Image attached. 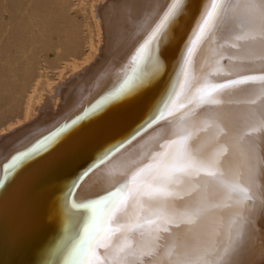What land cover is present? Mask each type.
Instances as JSON below:
<instances>
[{"label": "rangeland", "instance_id": "obj_1", "mask_svg": "<svg viewBox=\"0 0 264 264\" xmlns=\"http://www.w3.org/2000/svg\"><path fill=\"white\" fill-rule=\"evenodd\" d=\"M107 1L0 0V135L96 60L97 8ZM250 4L264 10V0L151 2L153 18L134 25L131 47L93 72L68 110L27 220L6 228L28 237L3 255L6 264L43 254L73 264L78 252L80 264H206L191 257L201 247L187 213L208 212V264L222 249L239 251L231 229L248 215L264 218V61L252 62L246 25L222 24ZM231 32L237 40L224 42ZM255 41L264 53L262 35ZM223 44L248 58L225 77ZM221 225L227 236L216 239ZM259 236L235 264H264V220Z\"/></svg>", "mask_w": 264, "mask_h": 264}, {"label": "bare ground", "instance_id": "obj_2", "mask_svg": "<svg viewBox=\"0 0 264 264\" xmlns=\"http://www.w3.org/2000/svg\"><path fill=\"white\" fill-rule=\"evenodd\" d=\"M151 2L154 4L156 0H108L100 4L98 8L96 7L98 16L102 18L100 23L104 30L101 37L100 51H98L99 55L96 60L85 70L77 72L76 76L71 78H65L64 76L60 82L54 83L52 85L53 95L45 97L42 103L35 105V110L33 109L34 111L24 123L19 124L18 127L15 126L6 135H0V264H6L3 255L11 251L19 241L28 238L21 233H10L6 228H8V225L18 226L27 220L28 212L34 205L32 200L37 196L41 187L45 185L43 182L48 172L49 149L54 137L64 131L68 110L77 106L84 98V94L92 84L93 72L102 71L116 57V54L114 55L113 53L118 52L117 55H119L122 54L121 52L125 47H131L136 38V34L131 36L134 25H141L143 21H146L143 25H147L148 21L153 18L154 11L149 12ZM251 5L242 6L240 10L234 8L229 10L222 25H233L236 29L241 28L239 25H246L243 27L245 36L244 34L242 35L246 46H248V51L252 53L251 60L256 64L258 60L264 61V53H258V45L255 41L257 35H262L264 39V10L260 8L256 10L255 7L250 8ZM248 25H261V27H255L256 29H254V26ZM228 28L227 30H229ZM237 36L236 33L233 34L232 32L229 35L223 34V37H225L224 42H234L237 40ZM221 47L223 52L221 58L224 61L226 60L225 65L227 67L220 65V67H217V71L220 76L225 77L236 72L242 61H247L248 58L242 53L244 49L240 50L241 54L238 58L239 54H235L229 45L223 44ZM72 67L74 68V66ZM260 108H263L264 112V101L260 104ZM28 112L30 113V111ZM258 119L264 126L263 113L258 116ZM21 157H24L21 165L15 168L9 176L12 165ZM180 201L184 202L183 199H180ZM222 220L225 225L228 220L233 221L226 216ZM263 220L264 218L259 213H255L253 216L248 215L246 219H241V221L245 222H241L244 227L237 230L231 229L232 237L235 238L237 247H240L237 249L239 251L236 253V250H232L233 248L222 249L221 251L223 252L217 254V264H235L240 260L245 261L247 259L246 251L251 246H254L256 239L260 237L261 222ZM225 225H221L217 229L218 231L216 230V239H224L227 236V233L225 234ZM186 226L197 237L201 247L199 251H192L194 256L191 255V257L198 262L204 260L208 264V212L198 214L196 218L187 213ZM220 229L222 230L220 231ZM233 240L226 244L231 247ZM218 241L223 242L221 240ZM210 243L212 244V242ZM79 259L78 252L76 261L73 264H80ZM20 264L50 263H48L43 254L42 258L33 260V257H29L22 260ZM55 264H63V262L59 259Z\"/></svg>", "mask_w": 264, "mask_h": 264}, {"label": "snow or ice", "instance_id": "obj_3", "mask_svg": "<svg viewBox=\"0 0 264 264\" xmlns=\"http://www.w3.org/2000/svg\"><path fill=\"white\" fill-rule=\"evenodd\" d=\"M174 11H175V9L173 10V14H174ZM162 27H163V25H162ZM126 91V89H121L118 93H116L115 95L116 96H119V95H122L124 92ZM115 99V96H113V97H108V98H106V100H105V104H107V103H109V102H111V101H113ZM102 107H103V105H97L96 106V111H100V110H102ZM24 159V157H21V158H18L15 162H14V164L12 165V169H10V171H9V176L12 174V171H14L15 170V168H17V167H19L20 165H21V163H22V160Z\"/></svg>", "mask_w": 264, "mask_h": 264}]
</instances>
